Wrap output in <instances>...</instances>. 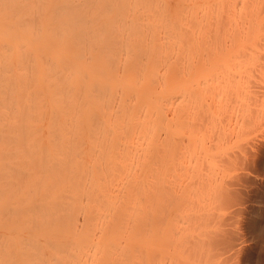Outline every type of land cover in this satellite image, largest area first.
<instances>
[{"label":"bare ground","instance_id":"bare-ground-1","mask_svg":"<svg viewBox=\"0 0 264 264\" xmlns=\"http://www.w3.org/2000/svg\"><path fill=\"white\" fill-rule=\"evenodd\" d=\"M175 1L178 5L174 7L173 0H0V264H240L242 256L234 257L237 250L231 237L215 231L202 240L190 235L195 240L172 236L176 241H169L168 235L154 234L150 226L161 217L163 222L165 215L160 217L154 211L147 217L148 211L140 207L146 206L147 193L159 187L152 178L163 175L164 163L174 155L170 151L175 153L172 148L180 153L176 141L186 135L189 141V135L193 136L189 131L199 127L201 120L207 123V112L201 108L207 99L204 103L196 93L204 89L202 72L207 77L214 63L210 53L218 44L223 50L222 45L228 43L225 48L232 51L233 57L228 55L235 63L240 52L237 47H258L257 39L262 41L264 36L262 25L259 27L262 13V20H254L258 27L250 17L241 30L247 8L243 0L242 5L236 0L245 8H237L239 17H244L239 25L235 0H225L221 6V0L214 2L219 17L212 20V0H204L206 6L200 4L203 11L199 14V0ZM251 1L249 9L250 5L253 8ZM258 1L253 3L258 5ZM180 5L192 11L186 7L184 13ZM229 7L236 13L230 14L235 20L227 16ZM245 16L249 19L248 13ZM224 21L226 32L220 25ZM231 21H236L234 32L232 26L227 28ZM210 23L215 30L222 28L220 33L217 28L214 34ZM255 26L261 30L250 37ZM260 31L263 35L257 37ZM236 33H240L239 39ZM243 48L242 61L243 54L246 58L252 55ZM252 67L243 70L254 79L257 72L250 71ZM261 77L262 81L264 73ZM207 83L205 93L211 85ZM260 83L264 89V82ZM193 107H198V114ZM188 108L193 109L192 119L188 112L184 116ZM228 108L220 110L226 114L219 121L215 116L221 113L209 112L215 118L211 127L214 131L218 127L215 133L222 139L223 129L217 124L229 115ZM240 111L244 114L245 110ZM230 115L227 118H234ZM249 115L247 120L245 115H237L240 121L235 119L236 123L225 119L235 125L239 122L236 132L242 126L244 131ZM220 124L225 125L224 121ZM204 125L194 131H204L209 124ZM187 128L189 135L183 131ZM227 130L231 136L232 129ZM183 140L178 143L186 145ZM166 169L164 174L171 171L166 173ZM151 215L154 221L150 223ZM148 225L151 233L146 231Z\"/></svg>","mask_w":264,"mask_h":264},{"label":"rangeland","instance_id":"rangeland-1","mask_svg":"<svg viewBox=\"0 0 264 264\" xmlns=\"http://www.w3.org/2000/svg\"><path fill=\"white\" fill-rule=\"evenodd\" d=\"M173 1L175 3L177 2L175 0H173ZM183 1L185 4L186 0H182V2ZM203 1L204 0H201V2H200V0H199V3H197V4H199V7H201L200 4L201 5L205 4V6H206V3H208L209 0H207L206 3H202ZM212 1H213V3L211 2V4H213L214 10L211 7L210 12L212 13V11H213L214 15H212L211 20L214 17L215 18L219 17V16L216 17L215 13H214L215 10H217V9H215V6H214L215 3L214 2H217V0L216 1L212 0ZM221 1L219 2L220 6H221V3L226 4L225 0H221ZM243 1H245V4L247 3V5L244 4V6L247 7L245 13L246 14L248 13V17H249V19H248L244 13V17L246 18L245 21H242V18H244V17L242 15H241L242 17L241 16L239 17L240 13L238 12V11H240L239 10L241 8L240 5H242L241 3ZM243 1L242 2H241V0L239 1L240 5L236 1V6L237 5L238 6L233 7V8H236L235 11H237V8H239L237 11V17H236L237 18V24L239 25L242 23V25H243L244 22L246 24L247 20H248V24H249L250 17H251V19H253L252 23H254V20H258V21L262 20L260 14L261 13H262V15L264 14V7L262 8V6H263L262 3L264 2V0H263V2H262V0L260 2L262 4V6L260 7V10H261V8H262V10L260 11V13H259V11L256 13V10H258L257 7L259 8V6L261 5L260 3L258 4L259 6L255 5V3L259 2L258 0H257V2H255V0H253V1L243 0ZM250 1L253 4V8L251 9V5H250V9L254 12V16H253V12L250 11V9L248 7V5L250 4L249 3ZM189 2H193V1L191 0ZM196 2H198V0ZM253 2H255V3H253ZM170 3H172V0ZM175 3L174 4L172 3L171 5L172 6L174 5V7L176 5H178L177 3L176 4ZM227 3H228L227 5H230V6L232 5V4H229V2H227ZM186 5L189 7V5L187 3H186ZM194 5H195V1H194ZM182 6H184V5L182 4ZM182 6H181L182 10H184V9L186 10L187 6H185L184 9ZM220 6H219V8H220ZM233 6H235V4ZM193 7L194 6H192V8ZM196 7H197V5H195V9H197ZM199 7H198V9H199ZM209 7H210V5H209ZM231 7H229V9ZM201 8H202V10H201ZM201 8H200L201 12H200V10H196V11H198L197 14L202 13L203 7H201ZM227 8H228V6H227ZM254 8H256L255 11H254ZM189 9H191V8H188V10ZM195 9H194V11H195ZM241 9L243 11L245 10V8H241ZM247 9L249 10L250 15H249V12ZM185 10H184V13H185ZM191 11H192V9H191ZM227 11L230 12L231 9L227 10ZM235 11L233 10V12L231 11L230 13L227 12L228 13L227 16L229 15V20L233 19V17H232L233 15H236ZM241 13H242V11H241ZM216 14L218 15L217 12H216ZM230 14H232V16ZM223 16H225V14H223ZM252 16H253V18H252ZM225 18H226V16H225ZM236 18H234L233 20H235ZM238 18H239V20H238ZM254 18H256V19H254ZM259 18H261V19H259ZM227 20H228V17H227ZM240 20L242 21L241 23H240ZM215 21H217V19ZM215 21H213V23H215ZM258 21H255V23H254V25L256 24L257 27H258V23H259ZM235 22L233 23L231 21V23H229L230 27L227 26V28L230 29L232 26L233 27L232 31H233V29H235L234 26L236 25ZM217 23H219V22H216V25H217ZM225 23L226 22L224 21L223 24L222 23L220 24L222 26V28L225 26L224 25ZM263 23H264V19H263ZM263 23H259V27H260V24L262 25V30H261V28L258 29L255 26L256 30L255 29H254L255 31L251 30V32H253L252 33L253 35L252 36L250 35V37H254V38L256 37V36H254V35H256V33H254V32H256L257 29H258V32H259V30H261L264 33ZM244 26L245 25H243V27H241L242 28L241 30H243ZM246 26H247V24H246ZM210 27H212L211 23H210ZM215 27H216L215 24H213L212 28H214V30H215ZM217 28H219V27H217ZM217 28H216V30H217ZM221 29L219 28V31H217V32H216V30L213 31L214 34H215V32L217 34H218V32L220 33ZM223 29H222V32L227 31L226 28H225L226 30L225 29L223 30ZM229 29H228V31H229ZM241 30H239V31L242 32ZM261 31H260V33H258L257 37L263 35V33L261 34ZM222 32H221V34H222ZM225 32H224V34H225ZM223 35H222V37H223ZM236 35L238 36L237 38L239 39L240 33L239 34L236 33ZM216 36H215V39L213 38L214 36L212 37L214 42L217 38ZM222 37H220V39H222ZM263 37H262V41H261L260 37L258 38L260 40L257 39V42L258 41L260 42V45L257 44L258 47L257 46L252 47L251 48L252 50L251 49L249 50L247 48V46L244 47L245 49L246 48L248 49L247 52H249V54H252L253 56L255 55V53L257 54V56L255 55L254 58L252 55H249V54H248L249 57L246 58L245 54H243V57H245V60L243 59V61H242L241 60L242 58L241 59H239V58L241 56L240 55L241 48H243V47H241L240 49H239V47H237L238 48L237 49L235 46L236 52H237V50H240L239 58L234 59L235 63H233L232 58H231L232 62L230 61V55H228V53H230V52L232 53V51L229 50V52H227V50L225 48L228 43H225L226 45L225 44L222 45V46H224L223 50H221V48L219 49L217 47V46H219V44H218L216 46L217 50H215V51L213 50L210 53L211 57H215V60H214V63L212 64L211 68L207 71V77H204V73L206 76V72H202L203 73L202 78L200 77L201 74L197 76V79L199 77L201 79H205V81L203 80L205 84L207 83L208 78H209V80H208L207 84H209V82L211 83V85L209 87L210 89L208 90L209 94H208V91H206L207 94L204 92L205 91L204 90L205 84L202 83L203 84L202 86L204 89L200 88L202 90L201 92H204L205 95H207L206 98L204 97L205 96L204 93H201V92L199 94L196 93L197 96L201 95L200 99H202V98H203V100L205 99L204 103H206V99H207V103H210V104H208V106L209 105L210 106L209 107L207 106L206 110L203 108L207 105V103H206V105H204V107L201 105L202 101L200 102V104L198 103L199 106L201 105L202 110L206 111L207 113L211 112L213 114H219V113L222 114V111H220V110H223L224 112H226L227 111L226 109L228 107H230V108H228L229 113L227 112L229 114L228 116H231L230 115V112H231L232 116H234V118L233 117L227 118L228 117L227 115H226L227 117H225V118L229 119V120L231 118V120L233 119L234 122L236 121L235 119H238V121H240V118H238V116H242V115L246 116V114H245L246 111L251 110L250 113H247V116H248V114L251 115V116L249 115L250 116L249 118L251 120L248 119L249 120V121H247L248 124L245 125L246 121L244 122L242 120L244 122V127H247V128L243 131V126L239 127V128H242L241 129L242 132L240 131V129L236 132L234 128H236V130H237V127L239 126L237 124L239 122L236 124L237 127H235L236 125L233 124V122H230V121L226 120L225 118H222L221 121L222 122L224 121V123H225V125L222 124L226 127L225 130H224V127H222V125L220 124V123H222L221 121L218 122L219 124H217L225 132V133H223V131L220 130V128H219L220 132L222 134H224V135H222L224 139H222V137L220 138L218 136L220 133H218V134L215 133L217 131L216 129H218L217 125H216L217 128L215 129V131L211 126L215 124V123L212 124L213 119L217 118L218 120L217 119L216 120L219 121L221 119L220 117H224V115L226 113L224 115L222 114L223 116H221V114H220L219 117H217L218 115L217 116L214 115L215 118L210 117V113H209L208 114L209 118H208L207 113L205 114V112H204V115H206V117L204 116L205 120L207 118L206 124H209V126H208L209 128L205 124L206 127L208 128L207 129L205 127L204 123H201V122H204L203 120H201V119H204V117L203 118L200 117V116H202V114H201L202 111L201 112L199 111L201 114V115H199V117L201 118L200 119L201 121L198 122L199 127H201L203 124L206 129L205 130L203 129L204 131H202V129H201L202 132H198V130H200V128L198 126H195V129H196V127H198V130L196 132V131H194L195 129L192 130V128H193L192 127L191 130L196 132V133L194 134L192 131H189L190 133L193 134V136L192 135L190 136L188 134L187 130L190 126H192V123L190 122L191 120L188 121L190 126L187 125L188 128L186 129V131L183 129L182 130L184 132H186L185 134L189 135L190 140L187 141V139H188L187 135L185 136L186 138L181 136L184 140L186 139L185 141L184 140L183 141H184V143L187 141V144L185 143L186 145H184V144H182L183 142L182 143L180 142L181 144L178 143L179 141L182 140V138L180 140L178 139L179 141H176L177 143H175L174 140L171 141V142H173V144L175 143V144L180 145V148L177 147L178 145L176 146L177 150L180 152L177 154H176L175 146L174 147L172 146L173 147L172 150L175 149L174 150L175 153L170 151L172 154H174V155L171 154L173 156V158L170 157L172 159L167 160V164L165 162L163 165L164 170L166 168H168L171 171L168 172L167 171L168 169H166V173L167 172L168 173L164 174L165 172L162 169L163 172H160V174L161 173L163 174L162 176L158 174L159 176L157 179L154 177L152 178L154 185L156 183H159V187H157V185H156V187L158 189L159 188L164 189L165 187L166 188L163 191H161V190L158 191V189H156V187H154V189L156 191L154 189H153L154 192L152 190H150V192L147 193V195H148L147 200H145V202H143V204L147 203L146 206H144V207L140 206L141 208H143L142 211L144 209H146V211H148L147 217H149V215L152 212H153L152 214H154L156 212L155 214H157V215L159 214L160 217H161V214L165 215L163 217H166V218L163 222H162V217L159 218V216H158L157 218H159V219H156V217H155L156 215H154V218L157 221L160 220L161 223L156 221L153 223V225L150 224L151 221L152 222L154 221L153 216L151 215L152 218H150L151 220H149V222H150L149 224L151 226V229H153L154 234H157V233L166 234V235H168L167 237L169 239L167 238V240H169V241H170V238L172 241V240H174L173 237H181V236H183L184 238L188 237V239H191L192 237L190 235H194L193 238L195 236H199V238L195 237V239L196 240H202V239H200L201 237H203V239H204V236H205V238L206 237L208 238V237H210L209 235L212 236L214 234L213 232H215V231L220 232V234H225L226 238H227V236H228V238L231 237L232 239L231 238L230 239L234 241V242H232L233 245L235 244L233 247L236 246L234 249L237 250V254H235L236 252L233 253L234 257L238 256V258H239L242 256L239 259L241 261L240 264H264V89L260 88V87H263V86H261L260 82H264L263 81L264 79L262 81L260 79V77L264 73V72H262L263 65L260 66V64H264V45H261V43L264 44V38ZM220 39L218 37L219 41H220ZM252 39L253 38H250L249 40H247V43L249 44V42H251ZM217 43H218V41H217ZM219 43L221 45V42H219ZM252 44H254V41H253V43H250V46H252ZM215 45H216V42H215ZM250 46H249V48H250ZM244 48L242 50H245ZM255 49H256V51L258 49H260L261 53L259 50L257 52H254ZM216 51H218L217 55H214V54H216ZM224 51H226V52H224ZM243 52L244 51H242L241 54ZM245 52H246V50H245ZM253 52H254V54H253ZM258 52H259L260 56H259ZM261 54L263 56V59H262ZM226 55H227V57H226ZM217 56H219V57H217ZM228 56H229V59H228ZM231 56L233 57L232 54H231ZM223 57H224V59H223ZM237 57H238V54L235 56V58H237ZM216 58L220 60L219 61L220 64ZM226 58L229 61L226 60ZM254 59H255V62H254ZM221 60H222V62H221ZM259 60H260V62H259ZM227 61H228V63H226ZM239 61H241V63ZM249 61H250V63L253 64L252 66H254L255 69L250 64H248ZM242 62L244 63V65L242 64ZM222 63H223V65H222ZM229 63L232 64L233 66L229 65ZM245 63H246V65H245ZM234 64H235V66H234ZM257 66H259L258 68L262 67V69L260 68L261 71H259L260 69L255 71ZM245 67H247V69L249 67H252V70H250V69L249 70L250 71L254 70L253 71L254 73L257 72L256 77L259 79H257V78L253 79V76L251 78V76H250L251 73H250V75L248 74V76H250V77H247V75H245V74H247L245 72V70L247 71V69ZM234 68L237 69V72H236V70L234 71ZM239 68L240 69L242 68V70H240ZM243 68L245 70H243ZM226 71H227V73H226ZM241 71H243V74L241 73ZM258 71L260 73L262 72L261 76H260ZM238 72H240L239 75H238ZM234 73H235V75H234ZM206 78H207V80H206ZM256 79H257V81H256ZM224 82L226 83V85ZM257 82H259V83L257 84ZM259 84H260V86H259ZM262 85H264V84H262ZM181 86H182V84H181ZM257 86H259L258 89H257ZM199 87H200V85L198 86V88ZM195 88H196V86H195ZM192 89L194 91L198 92L197 89H194V88H192ZM221 89H222V91H221ZM215 92L218 93L219 96ZM223 93H224V95H223ZM187 98H188V96L186 97V99ZM193 98H195V93L193 94ZM194 102H195V100H194ZM196 103H197V99H196ZM185 104H186V102H185ZM233 104H234V106H233ZM186 105L188 106V103ZM231 106L233 108H231ZM238 106H240V107H238ZM220 107H221V109H220ZM234 107H238L237 108L238 110L234 109ZM185 108L186 107H184V109ZM193 108L194 109L196 108L195 109V111H196L198 107H193ZM241 108H243V109H241ZM186 110H187V108H186ZM191 110L193 111V109H189L188 111H184V113L188 112L190 115V113L192 114ZM240 110H243V111L245 110L244 114ZM170 112H169V110H167V115H169ZM233 112H235L237 114L233 115ZM188 113H185L186 115H184V116H187ZM196 113L198 114V111H196ZM190 116H191V118H190ZM190 116H188V119L189 118L192 119L193 116L192 115H190ZM235 116H237V118ZM245 116H244V118H246V120H247V116L246 117ZM184 118L185 117H183V119H180L179 121L180 122H181V120L183 121ZM210 118L212 119V120H210L212 122L208 121ZM223 119H225V120H223ZM197 121L198 120H196L195 124H197ZM242 121L240 123H242ZM188 122H187V124H188ZM230 123H232V124H230ZM227 125H228V127H227ZM193 126H194V124H193ZM180 128H182V127H180ZM227 128H229V129L227 130ZM230 128L232 129L231 131L233 132V133L230 132V133H232L231 136L229 134H226V130L229 133ZM171 129H173V126ZM171 129H169V130H171ZM176 130H177V128H176ZM178 130H181V129H178ZM166 131H168V129ZM171 134H172V132H171ZM181 134H183V133L181 132ZM180 135H177V137L179 138ZM226 135L227 136L229 135L230 137L229 136L224 137ZM165 136L167 138H170V140H171L170 135H169L170 137L167 135H165ZM174 136H175V139L177 140L176 135H174ZM172 139H174V138H172ZM80 141H86V138H84V139L81 138ZM166 141H168V140H166ZM171 142H168L169 144H167V145H170ZM86 144L87 143L82 142V146H86ZM173 144H171V145H173ZM181 145H183L185 147H183V146L181 147ZM168 147L169 146H167V148ZM169 148L171 149V147H169ZM176 155H178L177 156L178 158L176 157ZM174 158H176L177 160L175 159V161H173ZM170 160L174 163L172 164V162H171V164H168V163H170ZM190 174H192V175H190ZM157 211H158V213H157ZM145 213L147 214V212H145ZM150 226H149V229L147 227V230L146 229L145 230L146 231L149 230L151 233ZM148 233L146 232V234H148ZM193 238L191 240H195ZM188 239L187 240L185 239L186 242L188 241ZM182 240H184V239L182 238ZM174 241H176V240H174ZM234 249L232 248V250H234Z\"/></svg>","mask_w":264,"mask_h":264}]
</instances>
